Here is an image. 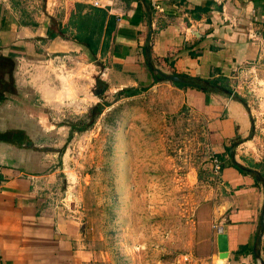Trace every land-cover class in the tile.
<instances>
[{
	"label": "crops",
	"instance_id": "1",
	"mask_svg": "<svg viewBox=\"0 0 264 264\" xmlns=\"http://www.w3.org/2000/svg\"><path fill=\"white\" fill-rule=\"evenodd\" d=\"M2 1L0 56L24 53L26 57L21 58L32 64L45 51L55 54L57 64H68L73 52L90 58L70 39L59 35L47 39L48 24L37 20V13L27 16ZM67 1L89 5L93 0ZM100 1L116 24L107 53L97 52L92 60L101 63L112 91L158 83L152 82L145 68L146 57L153 73L202 79L221 75L231 87L242 76L243 66L253 63L264 80V0H148L150 10L132 0ZM144 45L149 49L146 55L141 50ZM5 61L0 58V87L6 82ZM56 71L14 72L15 93L0 98V264L108 263L99 249L90 247L76 210L53 209L62 196L50 167L51 156L43 149L47 146L37 148V142L49 137L40 113L72 105L73 99L67 98L70 90L78 100L84 95L79 80L66 76L63 83ZM173 89L182 104L203 120L212 155L223 156L218 180L224 196L217 207L195 212L192 256L209 264H264V228L261 233L258 227L264 172L251 167L264 160V137L257 141L252 136L256 131L245 93L237 86L238 99H233L191 88ZM78 104L85 114L87 104ZM219 228L227 246L222 259L216 245Z\"/></svg>",
	"mask_w": 264,
	"mask_h": 264
},
{
	"label": "rangeland",
	"instance_id": "2",
	"mask_svg": "<svg viewBox=\"0 0 264 264\" xmlns=\"http://www.w3.org/2000/svg\"><path fill=\"white\" fill-rule=\"evenodd\" d=\"M67 2L2 1L27 16L37 13V20L52 32ZM63 39H70L68 33ZM44 53L36 64L21 57L5 61L0 98L15 93L12 73L27 75L34 68H58L63 83L68 76L83 86L80 100L70 90L72 105L42 109V127L49 137L37 142V148L47 146L43 149L51 156L59 194L71 195L67 201L76 205L90 247L99 249L107 264H209L192 256V219L201 208L217 207L224 191L211 171L203 120L182 104L169 82L161 80L139 95L122 97L119 90L112 91L98 61L73 52L68 64H57L55 54ZM88 84L90 93L85 92ZM94 89L102 93L95 95ZM78 102L87 104L85 114ZM97 105L100 113L90 118Z\"/></svg>",
	"mask_w": 264,
	"mask_h": 264
},
{
	"label": "trees",
	"instance_id": "3",
	"mask_svg": "<svg viewBox=\"0 0 264 264\" xmlns=\"http://www.w3.org/2000/svg\"><path fill=\"white\" fill-rule=\"evenodd\" d=\"M132 2H137L141 7L150 10L148 0H132ZM116 18L107 13L106 9L94 8L90 5H85L81 3H67L65 8V13L61 22L58 23L56 32L47 30V39H52L56 35L63 36L68 33L69 38L75 44L83 47L89 54L90 58H93L98 52L101 56L105 55L110 47V43L113 40V32L115 29ZM142 52L144 55L149 52L148 47L144 45L142 47ZM15 54H10L7 56H0L2 60H9ZM21 57H26L23 53H19ZM38 56V55H37ZM191 56H193L191 54ZM38 57H43L39 55ZM145 68L153 77V83L161 81V78L153 73V68L151 66L150 60L147 59L144 62ZM173 76L179 77L185 83H172L176 88H191L202 93H218L226 96H231L233 99H238L235 94L233 95L230 83L226 77L218 75L216 77H208L206 79L202 78H191L184 76L182 74H177L172 72ZM148 86L144 87H131L124 88L118 92V95L122 97H133L139 95L147 89ZM101 111L100 106H95L90 110V118L98 115ZM86 127L83 125L77 131H82ZM216 158L221 162L223 156L217 155ZM252 168H261L264 172V160L261 164H251ZM239 173H243L242 168H238ZM250 172L249 170H245ZM260 178H264V175H260ZM263 232V231H262Z\"/></svg>",
	"mask_w": 264,
	"mask_h": 264
},
{
	"label": "built area",
	"instance_id": "4",
	"mask_svg": "<svg viewBox=\"0 0 264 264\" xmlns=\"http://www.w3.org/2000/svg\"><path fill=\"white\" fill-rule=\"evenodd\" d=\"M89 5L94 8L105 9V6L100 0H93ZM260 71L258 64H245L243 66L242 76L238 79L236 86L233 85L231 89L233 94L238 95L237 86L242 88V91L245 93L244 95L247 97L246 106L253 127L258 135L264 137V80L259 76ZM210 167L212 173L218 177L220 162L214 155L210 158ZM65 194L67 193L65 192L64 195ZM69 197H71V195L67 196V198ZM67 198H65V196L61 197L56 204H53V209H63L69 213L76 210V205L73 202L67 201Z\"/></svg>",
	"mask_w": 264,
	"mask_h": 264
},
{
	"label": "water",
	"instance_id": "5",
	"mask_svg": "<svg viewBox=\"0 0 264 264\" xmlns=\"http://www.w3.org/2000/svg\"><path fill=\"white\" fill-rule=\"evenodd\" d=\"M155 73L164 81L169 82V83H185L183 80H181L179 77L177 76H173V75H166L161 73L158 70H155ZM258 227L260 232L262 233L263 228H264V205L261 209L260 212V217H259V221H258ZM216 245H217V252L219 254V258L222 259L225 257V253L227 251V246H226V238L225 235L221 233V229H218V235H217V241H216Z\"/></svg>",
	"mask_w": 264,
	"mask_h": 264
},
{
	"label": "flooded vegetation",
	"instance_id": "6",
	"mask_svg": "<svg viewBox=\"0 0 264 264\" xmlns=\"http://www.w3.org/2000/svg\"><path fill=\"white\" fill-rule=\"evenodd\" d=\"M102 93L101 89H94L95 95H100Z\"/></svg>",
	"mask_w": 264,
	"mask_h": 264
}]
</instances>
